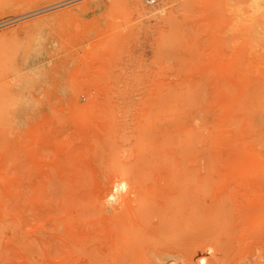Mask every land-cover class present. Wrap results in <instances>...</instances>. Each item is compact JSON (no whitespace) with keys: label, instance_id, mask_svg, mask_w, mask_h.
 I'll return each mask as SVG.
<instances>
[{"label":"rangeland","instance_id":"374dc122","mask_svg":"<svg viewBox=\"0 0 264 264\" xmlns=\"http://www.w3.org/2000/svg\"><path fill=\"white\" fill-rule=\"evenodd\" d=\"M133 1L0 0V264H264V0Z\"/></svg>","mask_w":264,"mask_h":264},{"label":"bare ground","instance_id":"6f19581e","mask_svg":"<svg viewBox=\"0 0 264 264\" xmlns=\"http://www.w3.org/2000/svg\"><path fill=\"white\" fill-rule=\"evenodd\" d=\"M231 1H232V0H231ZM231 1H230V2H231ZM246 1H247V0H246ZM256 1H257V0H256ZM228 2H229V0H228ZM235 2H237V1H235ZM249 2H250V0H249ZM257 2H258V1H257ZM260 2H261V1H260ZM260 2H259V3H260ZM263 2H264V1H263ZM133 3L137 4V0H134ZM168 3H169V0H161L160 4H159L158 6H152V8H151L150 11H149V8H148V10H146V9H145V10H144V9L141 10L140 13H141V15H144V12H143V11H146V14H147V11H149V13H150V12L154 13V14H151L152 16H156L155 14L163 13V12L166 10V6L168 5ZM237 3H238V2H237ZM239 3H240V1H239ZM239 3H238V4H239ZM254 3H255V2H254ZM135 4H134V5H135ZM234 4H235V3H234ZM240 4H241V3H240ZM240 4H239V5H240ZM137 5H138V4H137ZM139 5H141V4H139ZM236 6H237V5H236ZM236 6H234V7H236ZM142 8H143V7H142ZM142 8H141V9H142ZM230 8H231V7H230ZM230 8H229V9H230ZM244 8H245V7H244ZM248 8H249V7H248ZM137 9H138V7H137ZM139 9H140V6H139ZM238 9H239V8H238ZM231 10H232V9H231ZM231 10H230V12H231ZM233 10H234V9H233ZM235 10H236V8H235ZM239 10H240V9H239ZM239 10H238V11H239ZM139 11H140V10H139ZM238 11H237V14L241 13V12H238ZM235 12H236V11H235ZM235 12H234V13H235ZM142 13H143V14H142ZM231 13H232V12H231ZM245 13H246V12H245ZM249 13H250V10H249ZM263 13H264V12H263ZM263 13H262V14H263ZM232 14H233V13H232ZM232 14H231V15H232ZM151 15H149V16H151ZM233 15H234V14H233ZM236 16H237V15L235 14V17H233V18H236ZM237 17H238V16H237ZM261 17H262V16H261ZM263 17H264V16H263ZM239 18H240V17H239ZM237 19H238V18H237ZM240 19L244 20L243 18H240ZM253 19H254V18H253ZM256 19H258V17H256L255 20H256ZM261 19H263V18H261ZM247 20H248V19H247ZM251 20H252V19H251ZM255 20H253V21H255ZM244 21H245V20H244ZM253 21H252V22H253ZM235 22H236V21H235ZM237 22H238V21H237ZM249 22H250V21H249ZM246 23H247V22H246ZM254 23H256V25H257L258 22H254ZM259 24H260V23H259ZM235 25H237V24H235ZM262 25H264V22L262 23ZM262 27H263V26H262ZM263 28H264V27H263ZM253 32H254V31H253ZM12 79H13V78H12ZM13 80H14V79H13ZM116 183H119V182L116 181ZM120 186H121V188H124V189L126 188V189H127L126 181H125V180L121 181ZM119 188H120V187H119ZM119 188L117 187L115 193H113V194H116L117 189H119ZM113 189H114V188H113ZM126 189H125V190H126ZM121 190H123V189H121ZM117 194H118V193H117ZM110 195H112V194H110ZM110 195H107V197L110 196ZM122 195H123V194H122ZM122 195H121V196H122ZM115 196L117 197L118 195H115ZM123 196H125V195H123ZM113 197H114V196H113ZM116 197H115L114 200H116ZM109 205H110V204H109ZM195 248H196V247H195ZM206 248H207V253H211V252L214 250V249L212 250V247H211V246H210V247L207 246ZM206 248H204V249H206ZM194 251H195V249H194ZM192 252H193V251H192ZM203 252H204V254H206L204 250H203ZM213 252H214V251H213ZM192 254L195 256L197 253H196V254L192 253ZM199 257H200V256H199ZM199 257H197V258H199ZM205 257H206V256H205ZM189 259L191 260V258H189ZM185 261H186V262H185ZM196 261L198 262V259H197ZM198 263H200V264H206V263H208V262H207V260L202 256V257L199 259V262H198ZM217 263H218V262H217ZM183 264H190V262H188L187 259H186V260H184V263H183ZM191 264H192V263H191ZM219 264H221V263H219Z\"/></svg>","mask_w":264,"mask_h":264},{"label":"built area","instance_id":"2783aa9c","mask_svg":"<svg viewBox=\"0 0 264 264\" xmlns=\"http://www.w3.org/2000/svg\"><path fill=\"white\" fill-rule=\"evenodd\" d=\"M143 1L146 2V3H149V4H153V3H155L158 0H143Z\"/></svg>","mask_w":264,"mask_h":264}]
</instances>
